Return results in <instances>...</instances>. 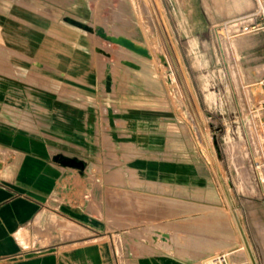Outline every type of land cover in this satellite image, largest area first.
<instances>
[{
    "label": "rangeland",
    "instance_id": "obj_1",
    "mask_svg": "<svg viewBox=\"0 0 264 264\" xmlns=\"http://www.w3.org/2000/svg\"><path fill=\"white\" fill-rule=\"evenodd\" d=\"M262 8L0 0V79L94 114L105 141L104 191L60 196L30 244L88 264H264V30L242 23Z\"/></svg>",
    "mask_w": 264,
    "mask_h": 264
},
{
    "label": "crops",
    "instance_id": "obj_2",
    "mask_svg": "<svg viewBox=\"0 0 264 264\" xmlns=\"http://www.w3.org/2000/svg\"><path fill=\"white\" fill-rule=\"evenodd\" d=\"M263 64L256 67L259 75ZM48 96L38 87H14L0 79V264H88L87 250L66 253L57 243L30 244L34 227L56 210L60 196L73 208L77 196L104 191L99 119ZM71 159L85 167L70 165ZM41 228L48 229L37 226L36 240ZM62 231L69 234L72 227Z\"/></svg>",
    "mask_w": 264,
    "mask_h": 264
},
{
    "label": "built area",
    "instance_id": "obj_3",
    "mask_svg": "<svg viewBox=\"0 0 264 264\" xmlns=\"http://www.w3.org/2000/svg\"><path fill=\"white\" fill-rule=\"evenodd\" d=\"M263 16V20L262 22L258 23V22H255V19L256 18H253L255 16H249L248 18H245L244 20H242V23L244 24L243 25V31L245 33H250V34H253V33H257V32H260V31H263L264 30V8H262V10L260 11ZM250 20H254L252 23H248ZM233 23V22H232ZM231 24V23H229ZM233 26H236L235 23L232 24ZM231 25V26H232ZM264 65V64H263ZM258 84L263 87L264 89V69H263V72L261 73L260 77L258 78ZM262 104H264V101H262ZM262 170V169H261ZM264 170V168H263ZM263 177H264V171L262 173Z\"/></svg>",
    "mask_w": 264,
    "mask_h": 264
},
{
    "label": "bare ground",
    "instance_id": "obj_4",
    "mask_svg": "<svg viewBox=\"0 0 264 264\" xmlns=\"http://www.w3.org/2000/svg\"><path fill=\"white\" fill-rule=\"evenodd\" d=\"M118 43L119 44H122V45H124L125 47H127L128 49H130V50H132V51H135V52H139V53H144V51L143 50H141V49H139V48H137L133 43H131V42H128V41H125V40H120V41H118ZM153 52H154V50H153ZM157 58L159 59V61L161 60H163L162 62H166L165 61V58H162V56H160V55H157ZM156 59V58H155ZM157 59V60H158ZM160 61V62H161Z\"/></svg>",
    "mask_w": 264,
    "mask_h": 264
},
{
    "label": "water",
    "instance_id": "obj_5",
    "mask_svg": "<svg viewBox=\"0 0 264 264\" xmlns=\"http://www.w3.org/2000/svg\"><path fill=\"white\" fill-rule=\"evenodd\" d=\"M69 164L74 166V167H78V168H84L85 167V163L83 161H80L77 159H71L69 161Z\"/></svg>",
    "mask_w": 264,
    "mask_h": 264
}]
</instances>
